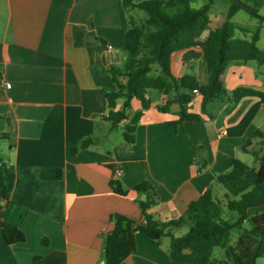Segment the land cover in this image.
Returning a JSON list of instances; mask_svg holds the SVG:
<instances>
[{
  "label": "crops",
  "instance_id": "obj_1",
  "mask_svg": "<svg viewBox=\"0 0 264 264\" xmlns=\"http://www.w3.org/2000/svg\"><path fill=\"white\" fill-rule=\"evenodd\" d=\"M133 12L122 0H0V158L9 189L8 202L0 201V221L26 237L8 245L0 227V264H179L169 257V238L159 243L141 233L133 244L121 237L105 257L111 216L144 221L138 200L145 196L117 195L111 181L125 190L152 183L159 203L150 213L168 223L208 188L218 197L224 189L217 177L229 173L234 160L256 166L251 153L264 146V138L243 148L253 133L264 134V104L256 97L235 103L232 92L241 87L264 92V65L230 62L222 75L227 95L205 110L201 95L189 93L188 112L201 121L185 122L183 133L171 126L179 120L180 105L161 112L158 107L169 97L158 92L146 95L147 110L131 102L129 119L143 112L132 147L103 119L109 112L105 91L115 89L110 68L125 62ZM257 21L263 49L264 23ZM204 33L200 41L209 34ZM252 33L237 29L235 35L249 39ZM172 71L205 84L202 48L175 53ZM122 104L118 100V108ZM87 140L94 144L83 149ZM262 212L264 206L249 215ZM221 250L214 264H230Z\"/></svg>",
  "mask_w": 264,
  "mask_h": 264
},
{
  "label": "trees",
  "instance_id": "obj_2",
  "mask_svg": "<svg viewBox=\"0 0 264 264\" xmlns=\"http://www.w3.org/2000/svg\"><path fill=\"white\" fill-rule=\"evenodd\" d=\"M195 1L122 0L127 12H143L145 17L139 21L132 19V27L124 37L125 62L123 66L110 68L115 89L105 91L109 112L103 119L112 124L113 130L123 131L122 137L130 147L136 142V128L143 115L140 111L129 119L128 110L134 99L140 101L142 110H147L151 106L147 94L158 92L168 96L167 103L158 109L167 113L173 104H179V120L171 126L183 133L185 122L201 121L200 116L188 112L191 94L201 95L205 110L207 104L227 95L222 75L230 62L264 65V48L258 47L260 29H256L249 39L238 38L235 35L237 29L244 34L249 31L238 28L232 22L237 13L244 11L264 23V16L260 14L264 0H229L226 19L203 41L200 39L209 28V12L215 0L193 8L191 4ZM197 46L203 50L208 76L205 84H200L192 75L177 78L172 71L173 55ZM153 72L158 75L153 76ZM245 97H256L264 104V92L244 87L232 92L235 103ZM118 100L123 101L121 108L117 106ZM5 138L6 135H3L1 139ZM255 138L262 139L264 134L261 131L253 133L243 149L246 150ZM93 144V140H87L82 148L87 149ZM251 154L255 167L234 160L232 170L217 177L216 185L222 186L225 191V205L223 199L214 196L213 188H208L197 201L188 205L179 219L168 223L157 220L150 213L159 203L152 183L144 181L131 190H125L119 182L111 181L110 186L117 195L126 196L132 191L145 196V200H138L144 221L138 223L120 214L111 216L113 228L104 237L105 257L121 237L133 244L135 234L141 233L159 243L169 238V257L175 263L214 264V250L219 248L224 250L230 264H257V260L264 257V212L249 215V210L264 206V146L261 152ZM8 200L7 165L0 158V201L6 203ZM183 225L188 228L187 233L175 237L173 230ZM0 227L8 245L26 240L17 226L0 221ZM232 230H238L239 236L235 244L230 245Z\"/></svg>",
  "mask_w": 264,
  "mask_h": 264
},
{
  "label": "rangeland",
  "instance_id": "obj_3",
  "mask_svg": "<svg viewBox=\"0 0 264 264\" xmlns=\"http://www.w3.org/2000/svg\"><path fill=\"white\" fill-rule=\"evenodd\" d=\"M208 2V0H196L195 2H193L191 4V6L193 8H200L202 5L206 4ZM229 7H230V1L229 0H215L214 4L212 6V9L210 11V19H211V23H210V27L209 30H214L216 29L225 19L226 16L228 14L229 11ZM260 14L264 16V8L260 11ZM132 15L134 16V18L136 19V21L139 18H144L145 14L143 12H133ZM234 22L243 27L246 28V30L248 31H255L258 25V21L257 19L251 17L249 14H247L244 11H240L235 17H234ZM219 23V24H218ZM209 32L207 31L206 33H204L205 35H207ZM262 43H264V37L263 40L261 41ZM263 46V45H262ZM122 130H118V134L122 135ZM263 150V147L258 149L256 152H261ZM0 155H1V147H0ZM222 187V186H220ZM224 192L223 190H221V193L218 195L219 198L224 200ZM224 205H225V200L223 201ZM188 231V228L183 225L177 229L173 230V235L175 237H182L184 234H186ZM239 236V231L238 230H232L231 232V237H230V241L231 243H234L237 238ZM169 240V239H168ZM222 254V250L219 248H216L214 250V257L215 258H220ZM257 264H264V257L259 258L256 262Z\"/></svg>",
  "mask_w": 264,
  "mask_h": 264
},
{
  "label": "built area",
  "instance_id": "obj_4",
  "mask_svg": "<svg viewBox=\"0 0 264 264\" xmlns=\"http://www.w3.org/2000/svg\"><path fill=\"white\" fill-rule=\"evenodd\" d=\"M7 87L9 88L10 85L8 84ZM224 131H225L224 128H221V129H220V131H219V136H220V137L224 135V133H225ZM121 176H122V171H121V170H118V171L116 172V177H117V178H120Z\"/></svg>",
  "mask_w": 264,
  "mask_h": 264
}]
</instances>
